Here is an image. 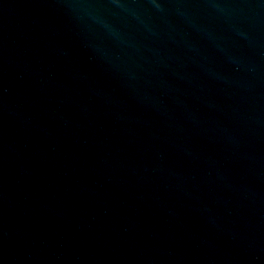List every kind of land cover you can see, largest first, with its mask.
<instances>
[{
	"label": "water",
	"instance_id": "1",
	"mask_svg": "<svg viewBox=\"0 0 264 264\" xmlns=\"http://www.w3.org/2000/svg\"><path fill=\"white\" fill-rule=\"evenodd\" d=\"M0 264H264V0H0Z\"/></svg>",
	"mask_w": 264,
	"mask_h": 264
}]
</instances>
